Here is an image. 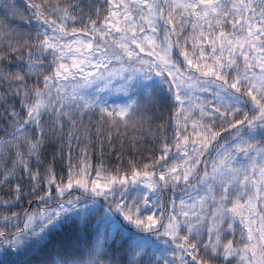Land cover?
<instances>
[{"label":"snow or ice","instance_id":"obj_1","mask_svg":"<svg viewBox=\"0 0 264 264\" xmlns=\"http://www.w3.org/2000/svg\"><path fill=\"white\" fill-rule=\"evenodd\" d=\"M0 9V264H264V0Z\"/></svg>","mask_w":264,"mask_h":264},{"label":"trees","instance_id":"obj_2","mask_svg":"<svg viewBox=\"0 0 264 264\" xmlns=\"http://www.w3.org/2000/svg\"><path fill=\"white\" fill-rule=\"evenodd\" d=\"M16 4L17 6H21V7H26V0H16ZM30 14V13H28ZM0 16H3V10L0 9ZM9 23H11L13 26H20V27H26V24L19 20L18 18H12V17H9ZM3 122L0 121V124H2ZM35 206V205H34Z\"/></svg>","mask_w":264,"mask_h":264}]
</instances>
